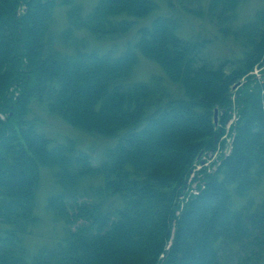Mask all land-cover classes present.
Instances as JSON below:
<instances>
[{
    "label": "trees",
    "instance_id": "1",
    "mask_svg": "<svg viewBox=\"0 0 264 264\" xmlns=\"http://www.w3.org/2000/svg\"><path fill=\"white\" fill-rule=\"evenodd\" d=\"M236 2L210 1V19L241 47L239 58L213 63L203 52L208 42L179 36L168 16L138 27L134 46L121 55L86 51L75 37V29L98 39L125 34L155 12L152 0H97L86 17L75 0H0V264H242L233 262L241 250L249 251L244 264L260 259L264 82L250 72L264 62V9L234 26ZM58 5L70 26L57 38ZM136 51L166 80L131 81ZM33 102L114 145L93 164L73 141L56 143L40 131V121L29 118ZM232 109L238 118L230 153L176 214L194 162L219 136L214 111L221 124ZM43 169L58 188L45 208L63 235L31 253L25 239L40 223ZM87 180L96 184L81 188ZM234 198L246 203L236 207ZM231 246L239 250L224 254Z\"/></svg>",
    "mask_w": 264,
    "mask_h": 264
},
{
    "label": "rangeland",
    "instance_id": "2",
    "mask_svg": "<svg viewBox=\"0 0 264 264\" xmlns=\"http://www.w3.org/2000/svg\"><path fill=\"white\" fill-rule=\"evenodd\" d=\"M156 4L155 12L147 19L137 20L134 27L127 33L117 36H106L98 39L85 29H75V37L84 42L86 51H96L99 54L105 52H112L114 55H121L128 47L134 46L137 41V29L140 26H146L153 18L158 16H168L175 19L179 25V36L189 40H206L207 46L204 49V56L216 63L222 59L233 60L239 58L241 55V47L231 35H224L219 30V27L212 21L209 16V5L211 0H152ZM81 8V16L86 17L92 13L97 0H75ZM264 9V0H237L235 6V22L234 26H240L251 20L257 10ZM70 26L69 19L66 14V8L58 5L53 11L52 31L58 38L60 33ZM59 42H57L58 44ZM57 48L64 52L71 54L72 48L58 45ZM138 64L133 69L130 80L148 81L153 75L163 77L165 75L162 69L155 62L143 57L137 52ZM231 67L226 68L229 72ZM251 75V74H250ZM252 76V75H251ZM237 88V87H236ZM17 96V93H15ZM220 115V114H219ZM233 115H237V110H231L227 113V118L221 124L217 123L216 128L219 130V136L215 142L214 148L211 150L202 151L198 158L208 157L214 158L221 154L222 160L224 156L229 154L227 148L228 133L225 126L230 120H233ZM29 118H36L40 121L39 129L48 138L54 140L56 143H66L73 141L75 147L79 151L87 153L93 164H99L103 159L105 150L114 145V140L106 139L97 135L88 134L78 130L60 119L56 115L48 114L44 108L33 102L30 106ZM237 118V116H236ZM0 119H4V115L0 113ZM234 126L231 125L228 132L233 134ZM234 136V134H233ZM225 154V155H224ZM207 155V156H206ZM196 161L193 167L196 165ZM95 180H87L82 184L81 188H86L90 185H95ZM186 185V184H185ZM58 191L54 183L53 176L50 170L43 169L40 173L39 183L36 191L35 213L40 218L39 225L32 230L31 235L25 239V245L31 253L36 252L43 246H50L63 235V225L58 222L53 215L46 210L45 204L49 196ZM184 192V189L183 191ZM262 197V193L258 191L253 196L255 203H258ZM236 207H241L246 203V200L234 198ZM239 249L236 246H231L224 254L237 252ZM249 251L241 250L234 257V263L239 260L244 264V259ZM229 264V263H228ZM233 264V263H232ZM246 264H264V252L260 259H254Z\"/></svg>",
    "mask_w": 264,
    "mask_h": 264
},
{
    "label": "built area",
    "instance_id": "3",
    "mask_svg": "<svg viewBox=\"0 0 264 264\" xmlns=\"http://www.w3.org/2000/svg\"><path fill=\"white\" fill-rule=\"evenodd\" d=\"M256 80L263 81L264 80V62L260 66H255L254 69L250 73ZM237 120L236 115H233V120H230L228 124L225 126L228 135L226 139L227 141V148H229L228 152L231 150V143L233 140V134L228 132L231 125L235 123ZM220 152L218 155L214 156V158H206L200 157L197 164L192 168L190 171L188 178L186 180V185L184 188V192L179 196V209L177 210L176 214H179V211L183 208L184 204L190 200L191 198L197 196L201 190L204 188V176L206 174L212 173L217 166L220 164L221 158ZM225 155V154H224ZM207 156V155H206Z\"/></svg>",
    "mask_w": 264,
    "mask_h": 264
},
{
    "label": "water",
    "instance_id": "4",
    "mask_svg": "<svg viewBox=\"0 0 264 264\" xmlns=\"http://www.w3.org/2000/svg\"><path fill=\"white\" fill-rule=\"evenodd\" d=\"M213 121H214V124L216 125V123H217V110L214 111Z\"/></svg>",
    "mask_w": 264,
    "mask_h": 264
}]
</instances>
